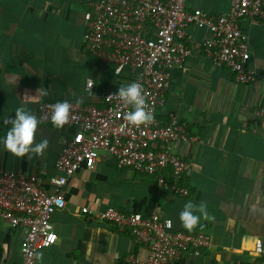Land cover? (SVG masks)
I'll return each instance as SVG.
<instances>
[{
    "label": "crops",
    "instance_id": "0c3cea01",
    "mask_svg": "<svg viewBox=\"0 0 264 264\" xmlns=\"http://www.w3.org/2000/svg\"><path fill=\"white\" fill-rule=\"evenodd\" d=\"M91 0H0V169L35 173L52 190L60 140L69 128L38 125L35 142L47 139L43 156L15 157L3 147L18 107L35 114L39 101L70 99L96 103L101 89L128 85L134 68L114 65L90 53L83 40V14ZM233 0H189L188 4L211 13L227 12ZM238 26L247 35L244 66L253 69L249 82H236L224 66L214 65L196 46L209 37L205 27L191 24L183 42L190 49L187 61L170 68V87L155 114L160 124L173 115L194 140L177 145L189 170L181 183L188 196L169 193L145 175L116 167L104 154L90 170L69 178L62 186L65 201L51 220L56 241L40 249L37 264H131L129 256L143 259L147 250L128 231L118 232L103 220L80 212L105 207L131 212L157 211L186 230L179 213L186 202H206L212 220L201 218L191 232L203 231L210 244L198 256L184 254L179 264H254V243L264 249V125L255 109L264 107V22L241 18ZM92 80V93L85 84ZM48 95L29 101L37 88ZM25 98V99H24ZM22 231L0 220V264L20 262Z\"/></svg>",
    "mask_w": 264,
    "mask_h": 264
},
{
    "label": "built area",
    "instance_id": "2783aa9c",
    "mask_svg": "<svg viewBox=\"0 0 264 264\" xmlns=\"http://www.w3.org/2000/svg\"><path fill=\"white\" fill-rule=\"evenodd\" d=\"M189 0H91L84 11L83 40L86 49L98 59L114 65L118 73L125 65L134 68L130 83H140L146 103L154 113L147 126L133 127L124 119L132 110L118 98L107 97L118 89H101L96 103H77L70 99L39 101L35 115L50 117L48 105L67 100L72 105L68 135L60 140L55 161L57 174L50 178L52 190L41 184L35 173L0 169V220L22 231L20 262L37 264L35 253L56 241L52 214L65 206L62 186L69 178L93 168L102 155L109 154L118 168L127 167L154 177L169 193L188 196L182 185L189 162L177 152L179 143L194 137L173 115L160 124L155 116L170 87V68L184 64L190 49L185 46L186 29L194 24L205 27L209 37L197 47L214 65L226 67L236 82H249L254 70L247 69V35L238 20L248 18L264 22V0H233L224 13H211L188 4ZM86 81V93L88 90ZM264 125V107L255 109ZM42 123L52 124L50 119ZM87 217L112 224L116 231H128L135 243L147 250L143 259L129 256L131 264H179L184 254L200 255L210 244V236L173 227L172 220L157 211L125 212L114 207L99 211L80 208ZM170 222V223H169ZM258 258L264 264V249L255 241Z\"/></svg>",
    "mask_w": 264,
    "mask_h": 264
},
{
    "label": "clouds",
    "instance_id": "9594fccd",
    "mask_svg": "<svg viewBox=\"0 0 264 264\" xmlns=\"http://www.w3.org/2000/svg\"><path fill=\"white\" fill-rule=\"evenodd\" d=\"M92 85L93 83L90 79L88 81V90H90ZM47 95V89L39 87L34 95H26L25 98L35 102ZM113 97L118 98L124 105L131 106L132 110L128 111L124 116L129 125L133 127L147 126L154 121V113L146 103L144 90L140 83L133 82L126 86H120L116 93L109 95L107 98L111 99ZM80 102L82 101H77V103ZM48 108L50 109V117H44L43 119H50L55 128H62L69 123L72 105L67 100L50 104ZM14 112V118H7L5 121L10 127L2 141L4 149L18 158L24 156L31 158L32 154L37 157L43 156L48 148V140L43 139L39 143L35 142L38 125L43 122V119H38L34 113L23 106L16 108ZM201 218L206 221L214 219V217L209 215L207 204L203 201L199 204L188 201L179 213V221L188 231L194 230L200 223ZM35 256L37 260L42 259L43 253H35Z\"/></svg>",
    "mask_w": 264,
    "mask_h": 264
}]
</instances>
